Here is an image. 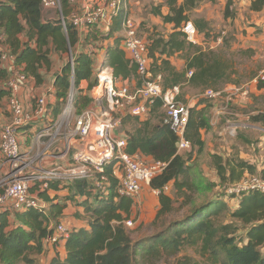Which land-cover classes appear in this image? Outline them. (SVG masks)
<instances>
[{
  "label": "trees",
  "instance_id": "16d2710c",
  "mask_svg": "<svg viewBox=\"0 0 264 264\" xmlns=\"http://www.w3.org/2000/svg\"><path fill=\"white\" fill-rule=\"evenodd\" d=\"M203 1L205 0H162L154 7V15L160 16L165 24L174 26V31L167 36L160 33L157 26L150 27L145 23L141 25L142 28H147L145 36L152 60V79L156 80L160 75L164 90L184 83L200 87L204 91L211 87L219 90L216 87L221 82L236 84L229 77L230 65L219 58L216 51L203 50L188 42L180 29L184 22L192 20L203 37L210 35L207 19L191 18V13ZM61 2L65 16H68L71 11L70 0ZM250 10L262 12L264 0H251ZM225 16L230 17V13L226 12ZM120 23V18L114 20L110 36L119 29ZM1 34L5 39L0 40V45L9 49L15 56V62L24 65L26 74L33 76L38 83L44 80L41 70H51L53 54L68 53L79 40L78 29L70 23L66 32L59 19L54 22L43 20L42 0H0ZM91 36L87 35L88 44L96 42L99 49V42L106 35L94 33V40L88 41ZM120 39L122 37H118L115 44L107 48L103 65L114 70L115 78L137 76V66L126 57L119 45ZM185 50H188L186 66L183 70H178L171 59ZM74 57V75L72 64L66 61L61 75L56 79L59 101L66 102L72 87L79 93L82 80H90V90L98 83L93 77L94 62L91 55L80 52L77 56L74 54ZM190 70H193V75L187 77ZM8 76L9 70L4 67L0 55V100L10 95L8 89L1 86ZM257 87L264 90V80H259ZM93 100L88 95L79 94L78 100L74 101L77 111L82 112L81 108L88 106ZM209 101L210 99L202 98L200 103L207 105L201 108L197 105L190 109L186 131L187 139L200 153L205 148L201 131L212 127V104ZM162 105V101L158 99L151 105L150 112L153 114ZM56 113H60L59 105ZM261 116H254L252 122H262L264 126ZM131 121L139 125L131 132L126 131L125 151L129 154L152 156L155 161L167 163L165 169L151 181V187L160 191V207L151 223L155 229L153 234L139 240L133 238L125 221L130 218L135 200L118 196L116 187L119 179L113 172L114 165H111L107 169L110 177L108 194L102 197L98 195L95 205L90 202L93 192L90 180H77L74 183L76 193L85 198L81 205L85 208L86 215L78 212L77 216L81 219L87 217L90 227L74 228L65 241L66 257L62 259L57 255L50 264H155L163 258L178 254L183 247L198 244L202 257H207L214 263L264 264V252L261 249L264 246V192L251 191L239 195H227L224 192L219 198L217 194L213 199L211 191L216 183L206 182L203 175L196 176L193 173V166L189 163L191 157L178 153V137L164 120L153 124L152 117L145 120L132 115L122 117L123 126ZM244 140L251 143L246 137ZM212 158L218 175L225 184L240 181L246 173L264 178V165L260 168L244 159L224 161L219 155ZM165 186H169L168 192L165 191ZM46 194L47 191L40 195L51 202L48 212L29 209L0 214V264H38L36 256L43 253L45 239L62 222L60 217L64 208L60 203H52V199ZM180 197L183 198L181 206L189 205L188 210L183 218L170 219V213L175 210V203L179 202ZM234 199H240V204L232 208L229 201ZM227 214L244 226L245 240L238 239L239 227L235 222H220V218ZM11 216L19 225L15 226L11 222ZM51 221L55 223L53 227H50ZM176 264L194 263L191 257L184 256Z\"/></svg>",
  "mask_w": 264,
  "mask_h": 264
},
{
  "label": "built area",
  "instance_id": "2783aa9c",
  "mask_svg": "<svg viewBox=\"0 0 264 264\" xmlns=\"http://www.w3.org/2000/svg\"><path fill=\"white\" fill-rule=\"evenodd\" d=\"M75 0H70L73 2ZM79 0L80 9L73 10L65 16L61 0H42L43 9L53 10L64 30L70 23L76 29H86L94 25L105 23L108 26L116 19H121L123 31L122 43L129 51L131 58L137 66L142 80L141 87L131 89L129 86H118L117 79L109 67L100 66L97 73L98 92H93L96 102L102 103L106 99V108L100 110L87 108L81 113L74 112L75 99L72 87L66 100L65 107L57 120L49 122L33 137V149L22 151L20 145V129L33 125L40 116L48 111V97H34L33 109H28L26 102L20 98V90L28 80L23 69L12 71L6 81L10 92L9 111L11 119L4 124L0 136V150L3 161L0 162V212H16L36 209L48 212L49 203L40 194L49 191L51 183L77 180H90L93 190L99 196L108 194L110 177L107 169L114 165V174L120 172L116 191L119 197H138L144 185L151 184L154 177L160 174L166 163L160 161H146L139 154H129L125 151L126 139L117 135V127L122 124V117L114 120L111 112L120 110L122 115H133L146 118L151 105L160 99L165 111L164 123L178 137V153L192 150V143L186 137L189 122V103L180 99L181 85L164 90L161 85V76L152 79L150 71L151 58L148 54L146 36L140 32V23L135 18L132 9V0ZM186 40L199 44L203 36L192 20L184 22L181 26ZM202 38H201V37ZM0 38L5 39L1 34ZM3 62L14 61L15 56L4 47L0 52ZM12 59V60H11ZM70 63L74 75V57L71 55ZM193 70L188 72V77ZM256 81L264 80L262 71ZM240 91V89H237ZM224 91L207 89L203 96L211 99L222 97ZM233 101L230 98L228 102ZM104 110V111H103ZM123 116V117H124ZM73 122V129L68 136L62 133L63 127ZM238 126L230 122L228 127L231 135L236 134ZM247 126V125H246ZM64 140L63 158H68L73 152L71 162L65 165L45 167L48 158L58 157L53 150ZM60 142V143H59ZM61 155V154H60ZM251 178L230 183L225 187L227 195H239L251 191L264 192V178L250 175ZM165 191L169 186L164 187ZM160 193L159 190H155ZM126 226L132 228L131 219L125 221ZM73 229L67 223H59L53 234L45 239V245L64 243Z\"/></svg>",
  "mask_w": 264,
  "mask_h": 264
},
{
  "label": "rangeland",
  "instance_id": "374dc122",
  "mask_svg": "<svg viewBox=\"0 0 264 264\" xmlns=\"http://www.w3.org/2000/svg\"><path fill=\"white\" fill-rule=\"evenodd\" d=\"M140 2L141 3L139 4V6L141 11H139L138 13V17H137L138 22L140 23V25H142V23H145L144 25L148 24L151 27L153 25L151 22L152 21L151 18H153L151 11L161 2H158V0H140ZM53 12L55 14V18L57 19V15L55 11L50 10L48 13H53ZM226 12L230 13V17L225 16ZM205 16L207 17V21L209 22L210 25V35L206 37L207 41L206 42L204 41L205 46L204 47L199 46V47H201L203 50L213 49L214 51H216L218 57L230 65L229 77H231L230 78L231 80L236 82V84L230 82L228 83L221 82L220 84L217 85L216 88L226 93L227 92L225 90L226 86L228 84H232L238 87V89H240L239 93L243 94L245 96V99H249V101L246 102L247 104H249V107L244 108V110H246L244 114L248 115L249 119L248 118L245 119L241 117L243 119L240 120L239 117H236L235 115L231 114L232 107L228 105V107L225 108V104H224V106L221 109L224 113L220 115L221 118L215 119L216 121H220L219 124L217 125L218 132H216L215 134L219 132H224L225 126L227 129L225 131L226 134L222 138V136H220L219 134L214 135V132L211 133L212 136H210V140L212 143H210L211 144L210 147L212 150L210 149V151H214L212 153H214L215 155L222 156L224 161L226 160L236 161L237 159H241L240 156L242 152H244L246 153L245 157L254 158L256 164L258 166H261V164L264 162V158L260 157L262 154H264V151L262 152V147H261L262 143H264L262 140V138H264V131L259 128L253 127V125L249 126V123L251 122L256 126L263 125L262 122H259L258 124L256 122H252V118L256 115H262L261 117L264 119V90L258 89L257 87L258 81L255 80L257 76L262 71H264V16L262 13H257L250 10L249 0H214V1L205 0L200 4V6L197 9H195L191 13V18L195 19L196 17H203L204 19H206ZM139 20H141V22ZM146 29L147 28H142V33L144 35L147 34ZM158 30L160 33L167 36L171 31H174V26L171 25L167 27L160 25L158 27ZM0 40L2 39L0 38ZM193 51L194 50L191 51V54H193ZM187 55H188V50L184 52L182 58L186 57ZM209 89H212V87ZM90 94L91 92L89 93V95ZM203 94H204V90H202L200 87H193L190 86L188 83H184L181 85L180 99L186 103L188 100L192 99L193 97H195L197 101H199L201 97L212 100L211 98L203 96ZM78 95L79 93L76 92V90H74V99H76V101L78 100ZM229 95L231 94H227L226 97L228 100L234 97V95L232 96ZM101 101L103 103L100 102L95 103V101L94 102L92 101L88 106L81 108V110H85L89 107H94L95 105H99V104H101V106L104 107L105 109L107 100L104 98ZM7 103H9L8 99L7 102L3 103L1 106L5 111H7L6 110L7 108L9 109V104L7 105ZM240 111L242 112V110ZM74 112L79 113L77 111V106H74ZM164 112H165L164 108L161 107L157 109V111H155L153 114L151 113V116L154 119L151 122L153 124L161 123V120H164ZM213 113L217 114L214 110ZM123 116L124 115H122V113L118 109L111 112V117L114 120H117ZM216 117H218V115H216ZM228 119H230V121ZM230 122L235 123L237 125L243 124L244 126L242 125L238 126L236 130V134L231 135V133L228 130L229 128H231L228 127ZM226 123L227 125H225ZM138 125L139 124L134 121L128 122L124 126L123 124H121L119 125V127H117V131H116L117 135H122V133L124 132L126 133V131L131 132L136 127H138ZM72 129H73V122L63 127L62 133H64L65 136H68ZM245 137L248 138L251 141V143L249 142L247 143L244 140ZM63 140L64 138L62 137L61 143L59 142L60 143L59 146L62 148H64V143L62 142ZM252 143H254V145H252ZM220 144H222V146H219ZM204 150L202 153H200L198 148H194V146H192L191 151H184L182 152V154H184L188 158L191 157L189 163L191 166H193L194 169L193 173L196 176L203 175L205 177L206 182L213 181L216 183V186L214 187L213 191H211V194L213 199L217 197L215 196L217 194H218L217 198H219L220 197L219 195L222 196L224 194L225 187H227L228 184L223 183L218 175V171L216 169L214 160L212 158L214 155H212L211 153L208 154ZM63 156L64 155L61 153V155L60 154L58 155V158H63ZM241 157L244 158V156ZM60 165H64V164H60ZM247 178H251L250 174L248 173H246L242 179L244 180ZM144 187L148 188V190L152 188L151 184L144 185L143 188ZM148 190L146 191V194L148 195V197L146 196L147 197L146 201L140 203V200H138L139 197L135 198L137 203L136 208L138 210L137 218L139 216L140 221H142V219L144 221L147 217H149V219L150 218L154 219L159 210L158 207H160L159 193L155 194L151 191H150L151 193H149ZM182 199L183 198L180 197L179 198L180 203L179 202L178 203L176 202L177 204L175 203V210H173L170 213L169 216L170 219L171 218L181 219L184 217V214L185 212H187L189 205L182 207L181 206ZM200 199L201 197L198 198V200ZM76 201H78V199ZM239 204H240V199H234L229 201V205L232 208L239 206ZM76 211L77 209L71 207V210L70 211L68 210L67 213L63 212V214L60 217L61 221H64L65 223L68 224L69 222L76 223L81 220L86 221L88 219L86 217L82 219L79 218L77 216L78 211L77 212ZM76 218H78L79 220ZM220 222L221 223L235 222L238 225L237 227H239L237 231L238 239L245 240L246 229H244V226L241 223L234 221L229 216V214H227L225 217L220 218ZM127 227L131 231L133 238L136 240H139L141 238L143 239L152 235L155 230L154 228H152L151 223H149L146 226H142V228H140L139 223L136 224L135 226L133 225L132 228L129 226ZM261 249L264 252V246ZM184 256L191 257L193 259L194 264H221V263H214L211 260H209L207 257L205 258L202 257L201 247L199 244L183 247L178 254L174 256H169L167 258H163L157 261L155 264H167V262H169L170 264H176L177 261L179 259H182Z\"/></svg>",
  "mask_w": 264,
  "mask_h": 264
},
{
  "label": "crops",
  "instance_id": "0c3cea01",
  "mask_svg": "<svg viewBox=\"0 0 264 264\" xmlns=\"http://www.w3.org/2000/svg\"><path fill=\"white\" fill-rule=\"evenodd\" d=\"M96 2H97L96 0H93V4H95ZM158 2H162V0H158ZM140 3H141L140 0H132V9H133V12L135 13V18H136L137 21H138V18H137L138 17V13H139V11H141L140 6H139ZM250 3H251V0H249V5H250ZM70 4H71L70 5V7H71L70 10L71 11L76 10V9H80L79 7L81 6V3H79V0H75L73 2H70ZM49 11L50 10L43 9V20L44 21H52V22L57 21V19L55 18L54 12L53 13H48ZM260 13H262L263 16H264V10L262 12H260ZM152 17H153V18H151V20H152L151 22L153 24L152 26H157V27H159L160 25L161 26H167V27L171 26L170 24H165L160 16H156V15H154L152 13ZM205 18L207 19L206 16H205ZM139 21L141 22V20H139ZM113 24H114V21L109 26L107 24H105V23H102V24L91 26V27H87L86 29L78 30L79 40H78L76 46L73 49L70 48L68 53H62L60 55L59 54H55V53L53 54V60L54 61H53V66L51 67V70L50 71H46L45 69L41 70L42 76H43V79H44L41 83H38L37 80L33 76L27 74L29 78L24 83V86L21 88L20 94H19L21 100L26 102V104H27L26 106H27L28 109H33L34 97H41V96L46 95L48 97V111H47L45 116L38 117L35 120V122L33 123V125H31L29 127H22L20 129V145H21L22 151H31L32 152V149H33V146H34L33 137L35 136V134L39 130L44 128L49 122L57 120L59 115H60V113L63 111L66 102L63 101V100L59 101L58 96H57V87H56V83L55 82H56V79L58 78V76L61 75L63 66L65 65V62L67 61V62L70 63L71 55H73V57H74V54H76V56H77V54H79L80 52H85V53L91 55V57L93 59V62H94V65H93V71H94L93 77L97 79V73H98V71L100 69V66L103 65L104 60H106L107 48L109 46H113L115 44L116 39L118 37H120V38L123 37L122 26H120L119 29L113 35L110 36L109 32H110V28L113 26ZM94 33H97V34H100V35H104V36L106 35L105 39L100 41L101 45H100L99 49H98V46L95 44L96 42L94 44H88V42L86 40L88 34H89V36L92 35L90 37V39H88V41L94 40V39H92V38H94L93 37ZM200 35L203 36L202 34H200ZM204 41L205 42L207 41L205 37H203V39H201V42L199 44H196V45L204 47L205 46L204 45L205 44ZM84 42H86V43H84ZM119 45L125 51L126 57L128 59H130L131 62L133 63L131 55H130L129 51L123 46V43H122L121 39H120ZM3 49H4V47L0 45V52ZM184 52L177 53L171 59L172 63L174 64V66L178 70H183L185 68V66H186V58L185 57L182 58V55L184 54ZM2 63L4 65V67H6L9 70V75H10V73L12 71H14L16 69H23L24 70V67H25L22 64H17L15 62V60L14 61L12 60L10 62H7V61L3 62L2 61ZM109 69H111V73L114 75V70L111 67H109ZM187 77H188V73H187ZM116 79H117L116 82H117L118 86H129L131 89H135V88L141 87V85L143 84L142 80L140 79L139 74H137V76L133 75V76H131L129 78H126V79H123L122 77H119V78H116ZM97 82H98V79H97ZM89 85H90V80H82V82L80 84V87H79V89H81V91H79V94L80 95H88V96L93 98V92H94V89H96L98 87V83H97L96 86H94V88L92 90L89 89ZM1 86L3 88L8 89V87L6 85V82L5 83L3 82L1 84ZM237 89H238V87H236L235 85L228 84L226 86V88H225V90L228 93L226 92V93H224V95L222 97H219V98H216V99H212V100L209 101L212 104V108H211L212 111L210 113V122H211V126L212 127H211L210 130H205L204 129V130L201 131L202 139L205 142V150L204 151L206 153H208V154L211 153L212 155H215L214 153H212L214 151H210V149H211V147H210L211 144L210 143H212L211 140H210V136H212L211 133L214 132V135L219 134L220 136H222V138L226 134V132H225L227 130L226 126L224 128V132H219V133L215 134L216 132H218L217 125L220 122V121H216L215 119L216 118H221L220 115L222 113H224L221 110L222 107L224 106V104H225V108H227L228 105H230L232 107L231 114L235 115L236 117H239L240 120L243 119V118L246 119V118L249 117L248 115L244 114V112L246 111V110H244V108L249 107V104L246 103V102L249 101V99H245V96L243 94H240L239 91H237ZM98 91H99V89H96L95 93L98 92ZM90 92H91V94L89 95ZM227 94H231L229 96L234 95V97H232L233 101L228 102V99L226 98ZM7 99H8L7 97L6 98L4 97V98H1V100H0V136H1V131H2V128H3L4 124L8 123L10 121V119H11V113H10L9 109L7 108L6 109L7 111H5L1 107L3 103L7 102ZM201 99H202V97H201ZM201 99L199 101H197L195 99V97H193L192 99L188 100L187 103H189L192 108L197 106V105H198L199 108H201V107H204L205 105H207L206 103L201 104L200 103ZM8 101H9V99H8ZM94 101H95V99L93 100V102ZM95 103H96V101H95ZM8 104L9 103H7V105ZM7 105H6V107H7ZM58 105H59V108H60V113L59 114L56 113V108H58ZM101 107H102L101 104H99V105H95L94 107H89V108H94V109L100 110ZM162 108H163V106H162ZM213 110L217 114L213 113ZM240 110H242V112ZM150 111H151V108H150ZM150 111H149V114L147 115L146 118L140 117V119L141 120H145V119H148V118L152 117ZM216 115H218V117H216ZM164 116H165V112H164ZM241 117H243V118H241ZM152 120H154L153 117H152ZM228 120L230 121V119H228ZM250 123H249V126L253 125V127L259 128V129L264 131V126L263 125L256 126L255 124H252V123L250 124ZM225 125H227V123ZM239 125L244 126L243 124H239ZM221 130H222V128H221ZM125 135H126V133L124 132V133H122V135H118V136H121V137L125 138ZM220 140H222V139H220ZM262 140L264 142V138H262ZM252 145H254V143ZM219 146H222V144H220ZM261 147H262V152H263L264 151V143H262ZM206 149H208V150H206ZM63 151H64V148H62V147H60L58 145L55 148V150H53V153L59 155ZM245 154L246 153L242 152L241 156H244V158L241 157V156H240V158L244 159L246 161L252 162V164H255L257 167L262 168V166L264 165V162L261 164V166H258L256 164L254 158H247V157H245ZM140 155L146 161H153V157L152 156H145V155H142V154H140ZM72 156H73V152L69 155L68 158H64V159L63 158H58V157L48 158L45 161V167L50 168V167H54V166L60 165V164H64L65 165V164L71 162ZM260 157L264 158V154H262ZM3 159L4 158H3V155H2L1 150H0V162L3 161ZM260 168H258V169H260ZM119 175H120V172L117 173V176H119ZM75 182L76 181L51 183V186H50L51 189L49 191H47L46 195L50 199H52V203H55V204L56 203H60L64 207L63 208V212L64 213H67V211L68 210L70 211L71 207H73L74 209H77V211L80 212L82 215H85L86 214L85 208L81 205V203L83 202V200L85 198L81 197L80 195H78L76 193L75 189L73 188ZM147 190H148V188L144 187L142 189V191H141V195L139 194V196H138L139 199L138 200H140V203H142V202L147 200V197H148V195L146 194ZM148 191H149V193L153 192L155 194H158V193L155 192V189H152V188H150ZM97 198H98V193L93 190V192L91 194V197H90V202L95 205L97 203ZM135 198H137V197H135ZM135 198H133V199L135 200ZM77 199H78V201H76ZM48 203H49V207H50L51 202L48 201ZM136 204L137 203H136V200H135V204L133 206L132 213H131L130 218H129V219H131L134 222V226L139 223L140 224V228H142V226H146L149 223H152L155 218L154 219L153 218L149 219V217H147L144 221H143V219H142V221H140V217L139 216L137 218L138 210L136 208L137 207ZM1 213L2 212H0V214ZM81 221L76 222V223L69 222L68 226L71 227L72 229L80 228V227H86V228L90 227L88 219L86 221H82V222ZM11 222L13 224L15 223V219L12 216H11ZM54 224L55 223L53 221H51L50 227H53ZM16 225H19V223L16 222L15 226ZM57 255H59L62 259H64L66 257L65 242L61 243V244H56V245H49V246L45 245V250L43 251L42 254L37 255L36 259H37L38 264H50L52 259L55 256H57Z\"/></svg>",
  "mask_w": 264,
  "mask_h": 264
}]
</instances>
